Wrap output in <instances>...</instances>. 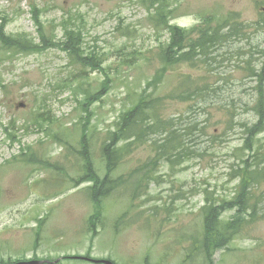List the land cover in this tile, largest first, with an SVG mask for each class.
Listing matches in <instances>:
<instances>
[{
	"label": "rangeland",
	"instance_id": "rangeland-1",
	"mask_svg": "<svg viewBox=\"0 0 264 264\" xmlns=\"http://www.w3.org/2000/svg\"><path fill=\"white\" fill-rule=\"evenodd\" d=\"M32 4L40 9V20L49 28L71 16L84 29L85 44L96 46L105 58L103 66L112 87L89 107V126H94L91 130L95 135L89 150L95 168L103 176L100 144L134 96L142 90L143 95L147 94L146 82L161 67L154 51L166 34L147 19L141 0H0V15L8 18L7 34L35 36L29 11ZM178 5L172 24L183 29L196 26L213 10L219 15L238 14V19L247 25L264 18V0H178ZM248 31L246 39L230 42L218 51L222 61L208 59L205 69L181 64L165 72L162 84L151 94L162 98L161 110L165 116L175 118L176 128L182 129L187 118L198 122L203 134H196V144H186L184 149L200 152L202 157L176 169L174 163H160L158 172L151 174L156 182L142 185L145 193L136 199L131 190H114L111 197L102 201L100 217L83 191L89 183L72 188L71 181L82 177L80 164L65 157L62 144L23 124L33 111L47 108L61 123V127L50 124L51 132L63 134L64 140L68 136V141L74 143L77 125L72 123L80 112L75 109L74 94L81 98L82 92L65 88L73 66L56 49L14 55L10 60L2 57L0 81L8 88L5 95L0 92V262L55 260L89 253L93 258L108 256L115 264H200L190 255L184 260L181 247L188 248L201 240L205 227L202 206L211 197L230 198L235 194L238 180L232 176L238 158L233 154L243 144L241 133L245 137L246 134L240 125L238 129L231 127L235 122L256 121L252 110L255 83L245 62L259 67L257 56L264 49V31ZM72 73L75 88V78L80 74ZM102 80L100 73L91 72L87 82L95 86ZM183 82L192 89L207 84L216 88V93L205 97V101L181 102L172 91L180 90L178 83ZM14 119L17 143L12 144L5 128H10L8 124ZM258 140L264 149V133L258 135ZM27 148L38 159L58 164L57 169L18 161L21 151ZM154 155L148 144L136 148L124 158L113 177H128L134 172L133 176L137 175L138 166ZM258 160L264 157L258 154ZM259 183L258 190L253 191L262 192L264 198V183ZM260 207L264 210V202ZM232 214L233 211L225 212L226 217ZM37 220L43 221L40 227ZM242 228L230 251L216 252L217 264H264V220ZM60 264L88 263L66 260Z\"/></svg>",
	"mask_w": 264,
	"mask_h": 264
},
{
	"label": "trees",
	"instance_id": "trees-1",
	"mask_svg": "<svg viewBox=\"0 0 264 264\" xmlns=\"http://www.w3.org/2000/svg\"><path fill=\"white\" fill-rule=\"evenodd\" d=\"M152 1V0H148ZM152 3H157V6L154 11H148V19L153 22L155 29H162L166 31L169 34V37H167L164 40H159L156 50L154 51L155 58L160 62L161 67L158 68L155 72V75L151 78V80L147 81L146 84H151L154 86H157L160 81L164 78L166 67L171 66L170 64L174 62L176 59L178 61H186L183 63H190L192 66H198L202 59L207 58L205 55H203L201 52L197 51V45L198 43L203 40L204 35L199 36L196 40L189 39V36H184L185 32H188L186 30L180 29L178 27L170 25V20L173 19L174 14L170 15L166 19L164 18V4L162 2H157V0H153ZM36 27L37 32L35 39H28L27 36H30V34L21 33V34H15V35H7L4 31V26L6 24V21L0 26V42L2 44V47L4 49H7L11 51L12 53H26L29 51L32 52H43L48 49H50V45L46 44L43 40V34H46L42 24H39L36 20ZM193 29V28H192ZM67 31V24H62V35L66 33ZM182 31V32H178ZM190 31V30H189ZM67 34V33H66ZM171 34L173 35L171 37ZM184 45L187 46V51L183 53H179L184 49ZM77 46V45H76ZM56 49L60 50L61 52L65 53V56L68 58L69 64L73 66V71H76L77 74H81V60L78 56L73 59L68 54V48H62V47H55ZM62 49V50H61ZM67 53H66V52ZM176 54H179V56L175 57ZM3 62V59L0 60ZM103 76V80L99 83L100 86L105 87L107 84L111 81L110 76L106 72V68L103 66L101 67L99 65L98 71ZM249 76H251L255 80L256 88H255V99H254V106H253V112L256 117V121L252 123L251 126L247 125L246 123H241L240 126L244 129V133L246 134V140L242 144V148L245 150H249L251 152V161L259 163L260 160H258V154L260 152V149L257 147L252 146L248 141L252 138L258 139V135L261 133H264V61H261L260 67L257 71L248 72ZM71 78H68L66 80L67 86L65 88H69L71 90L77 89L78 91H81V98H78L75 94V101L77 104V108L82 111L84 114V118L81 117L79 119V123L76 124L77 127L75 128L74 132L76 133V140L74 143H69L68 141L63 140V145L65 147V157L70 158L71 155H76L79 158H82L83 161H78L75 163V165L80 164L81 172H83L82 177H80L77 181H71L73 183V186H79L83 183H89L87 185V191L86 193L87 197L92 200L95 211L94 213L100 217L101 211L100 206L103 201V197L105 195H108L116 190L119 186H121L122 189L125 190H131L133 196L142 195L145 193V188L142 187V185H146L147 182H156V178L152 177L153 170L150 167V163L156 164L159 166L160 163H168L173 165V163L180 160L181 152L180 150L184 152H189V150L184 149V146L186 144L180 142V141H173L162 145V149L160 150L159 154H155L152 158H149L144 164L141 166H138L137 169V175H135L134 178H131L130 176L124 177L123 175L119 177H113V173L117 170V168L120 166L122 161L125 157L130 155L136 148V146H145L146 140L151 139L153 137L158 138L161 133L164 130L169 131L168 138L173 136L175 133H177L181 129H176L173 123V127L169 128L167 127V123H165L163 120L156 119V110L161 104L162 98L156 97L153 98L151 94H146V96L149 99H152L155 104H153L150 107L149 113L144 114L142 116V113L145 108H147L150 103L148 100H144L140 103V105L137 107V110H139L137 113L132 111L129 114H132L133 116L135 114L141 113L138 116V119H136L135 126L134 124L130 127L128 125H122L119 121L123 116L119 114L116 121L113 124L112 129L108 130L105 135L107 136L108 140L106 145H100V150L102 152V162L104 164V175L101 176L99 174V171L94 166V161L91 159V153L89 148V141L86 139L85 134L90 132L91 128H94V126L90 127V118L92 117V113L89 111V107L91 104L97 100L100 99L101 94L96 95H88L85 93L86 87H84V84L77 83L75 88L72 87V80L74 79V75L72 73ZM202 87H207V84H205ZM5 88H8L6 85ZM145 91H147V87L145 85L144 88ZM194 92L196 94L201 95L205 101V95L201 93L199 90V86L195 87ZM216 92V89H214ZM176 99V98H175ZM42 115V114H41ZM125 116V115H124ZM32 117L34 118H40L41 116L33 113ZM188 122L186 124H190L192 121L190 118H187ZM51 123H44V132L47 134H50L53 139L59 141V136L63 137V134L58 133L55 134L51 132L49 129ZM45 125H48V128H45ZM30 127L29 125H27ZM67 130H69L68 126H65ZM5 130L10 133L14 139L17 137V133H15L14 127L11 126L10 128H5ZM187 136L189 138L195 137L196 134L202 135L203 132L201 129H199L197 132H194L190 129H186ZM65 139L68 140V136H65ZM138 148V147H137ZM85 157V160H84ZM18 161L28 164V163H38L43 167L47 168H54L57 169L58 164L51 165L50 163H44L40 159L36 157L35 154L31 152L29 148H27L24 152H22L18 156ZM250 160L243 161L245 164L244 170H242V173H244V176H241V171L236 170L233 173L232 178L238 179L240 178L239 185H236V191H235V198L233 199L232 203H229V201H221L220 206L212 205L213 203L211 201H208L203 205V211L205 212L204 219L206 220L207 224L212 226L215 222V217L212 214H209L211 210H215L218 212L217 215H219L223 210H229L231 208H234L233 203L237 202L242 208H246L244 204H241L238 202V198L241 194L245 192H249V184L256 183L259 181L258 178H253L250 176V167L251 163ZM239 161V159H238ZM102 171V170H101ZM135 173V172H134ZM133 173V174H134ZM113 181V182H112ZM112 182V183H111ZM130 182L134 183L137 186H140V190L134 188L132 185H130ZM232 205V206H231ZM253 206L255 208L261 209V203L254 202ZM235 209V208H234ZM209 210V211H207ZM96 215L91 218L90 222H93ZM213 217H210V216ZM216 215V216H217ZM241 214H237L234 217H232V220L234 221L237 226L242 228V222L239 219ZM255 217V212H252L251 219ZM214 219V220H213ZM213 221V224H212ZM39 222V220H37ZM40 225H42L43 221L39 222ZM223 230H226L228 228V225L225 223L222 224ZM204 234H205V240L214 243L216 241L221 242L224 239V233H215L214 229L212 233L206 232V227H204ZM204 259L206 257L204 256ZM209 259V258H208ZM208 264H210L209 260L206 261Z\"/></svg>",
	"mask_w": 264,
	"mask_h": 264
},
{
	"label": "bare ground",
	"instance_id": "bare-ground-1",
	"mask_svg": "<svg viewBox=\"0 0 264 264\" xmlns=\"http://www.w3.org/2000/svg\"><path fill=\"white\" fill-rule=\"evenodd\" d=\"M152 1L141 0L142 4L146 8L147 16H148V11H154L156 6H157V3H152ZM157 2H162L164 4V9H163L164 18L163 19H166L170 15L174 14L173 19L170 20V25L178 27L177 25L172 24V21L175 19V14H177L178 7H179L178 0H157ZM29 11H30V15H31L33 25L35 27V36H36V32H37V27H36V23H37L36 20H37L39 24H42V27L46 33V34L42 35L43 40L46 44L51 46L50 49H56L55 47L68 48V54L73 59H75V57H77V56L80 59H82L80 62L82 72L79 76H77L75 78V83H79V84L83 83L86 87L85 93L88 95L101 94V97H103L105 94H107L112 87V82H111L112 80L105 87H102L99 84L92 86L90 82H87L88 81V75L91 72L98 71L99 65L101 67H103V63L105 61L104 60L105 58H104L103 54L98 53L99 51H97L96 46H88L85 44L84 29L76 23V20L72 19L71 16H68L66 19H64L60 23L54 24V25L50 26V28H49V27L44 26L42 21L40 20L41 12H40V9L36 5L32 4L30 6ZM216 11L217 10L211 11V13H212V14H210L211 16H207L206 18L201 19L200 22L196 26L192 27L193 29L192 28L183 29V28L178 27L180 29L188 31V32H185L184 36H189V39H192V40H196L199 36L204 35L203 40H201L197 45V51L201 52L203 55L208 57L212 62L222 61L223 57L218 54V51L224 45H226L230 42L246 39L247 38L246 36L248 35V32H249L248 30L255 29V30L264 31V18H260V20L254 25H247L238 19V14L230 13L228 15H226V14L219 15L218 13H214ZM147 19H148V17H147ZM6 20H8L7 17H2L0 15V26H2V24ZM64 23L67 24V31H66L67 34L64 33V35L61 36L62 24H64ZM153 26H154V24H153ZM5 28H6V24L4 26V31H5ZM156 30H162V29L159 28ZM57 31L60 33V36H59ZM162 31L166 34L165 35L166 37L164 39L169 37V34L166 31H164V30H162ZM178 32H182V31H178ZM19 34H21V33H19ZM26 34H30V33H26ZM7 35H15V34H7ZM35 36L30 34V36H27V38L34 40ZM172 36L173 35L171 34V37ZM56 50H58V49H56ZM58 51H60V50H58ZM185 51H187L186 45H184V49L179 53H183ZM40 53L41 52H32V51H29L26 53H12L11 51L4 49L2 47L1 42H0V60H2L1 58L4 56L8 57L10 60L14 55H29V54H40ZM62 53L65 54L64 52H62ZM177 56H179V54L175 55V57H177ZM257 57H258V60L260 61V63H259V67H260L261 61H264V49H262L258 52ZM206 60H208V59L204 58L201 60V62L198 66H192L190 63H183L186 61H178V59H176L174 62H172L170 64L171 66L166 67V73L168 71H171L172 69H174L175 67H177L181 64H187V65H189V67L194 68V69H197L199 67L201 69L202 68L205 69L204 67L207 65ZM68 63H69V61H68ZM245 63L247 64L245 69L248 72L257 71L259 69V67L253 68L252 66H250L249 61H246ZM2 64H3V62L0 61V65H2ZM71 75H72V72H70L67 76L70 77ZM164 77H165V75H164ZM163 80H164V78L160 81V83L157 86H154L151 84H146L147 94H152L153 92H156V90L162 84ZM252 81L255 83L254 79H252ZM178 84L181 87L180 90L172 91V95L174 98L178 99L179 101L186 102V103H191V102L196 103V102L204 99L201 95L196 94L194 92V90L191 88V86H188V84L186 82L178 83ZM5 86H6V84L4 82L0 81V92L3 95H5L7 93V88H5ZM254 87L256 88V84ZM214 89H216V88H213V86L199 87V90L201 91V93L203 95H205L206 97L214 95L216 93L214 91ZM142 92H143V90L140 93L136 94L133 98L132 104L128 108H126L125 110L120 112V114L123 116V118H121L119 122L122 125H128V127H130L134 124V126H135L136 119H138V116L141 113L135 114L134 116L132 114H129V115H127V114L131 113L134 110L137 113L139 111V110H137V107L140 105V103L142 101L148 100V101H150V103H152L151 105H149L147 108L144 109L142 116H144L145 112L149 113L150 107L153 104H155V102H153L152 99H149L146 95H143ZM154 97L156 98V97H160V96L155 95ZM263 98H264V96H263ZM21 105H23V104H21ZM75 109H77V107ZM33 112L40 115L41 117L40 118L30 117V118H28L27 121H24L23 124H27L30 127L34 128L38 131L43 132L46 135V137H48V138L50 137L55 142L63 145L64 139L62 138V136H59L58 137L59 141H57V140L53 139L52 136H50V134H47L44 132V125H43L44 123H51V124L58 125L59 127H61V123L59 122L58 118L47 108H39L38 110L33 111ZM81 117L84 118L83 113L80 110L76 121L74 123H72V125L78 124L79 119ZM155 118L163 120L165 123H167V127H169V128L173 127V123H174L175 118H170L168 116H165L164 112L161 110V104H159V106L156 110ZM182 120H180V121H182ZM16 122H17V119L10 120L8 125L16 127ZM241 123H246V122H242V121L241 122H235V123H233L231 129H233V127H237V129H238V127ZM246 124L249 126L252 125V124H248V123H246ZM174 126H175V124H174ZM181 128H182L181 130H179V128H176L179 131L169 138H168L169 131L164 130L158 138L153 137L151 139L146 140V142H147L146 145L148 144L149 147H152L154 154L161 153L160 150L162 149L163 144L173 142V141H180V142L187 144V145H195L196 139L194 137L189 138L187 136L186 129H190L194 132H197L200 129L198 127V122L193 121L190 124L183 123V126H181ZM23 129L26 130V133H28L27 129H25V128H23ZM5 132H6V136H7L8 141H10L12 144L17 143V141L13 138V136L10 133H8L7 131H5ZM76 133L78 134L77 131H76ZM241 135H242V137L240 139L242 140V143H244L245 141H247L246 137L242 133H241ZM94 136L95 135L91 129H90V132L85 134L86 139L90 143H91V140ZM107 140H108L107 136L104 135V138H103L100 145H103V146L106 145ZM64 141H68V140L65 139ZM248 142L252 146L259 148L261 150L259 152V155L264 157V149L262 148V144L258 139L252 138ZM219 143H222V141ZM27 147H29V146H27ZM63 147H64V145H63ZM137 147H139V145L136 146L135 148H137ZM22 152H24V151H21V153ZM180 152H181L180 160H178L177 162L174 163L175 169L177 167H179L180 165H182L183 163H188L192 159H198V158L202 157V155H200V152L197 154H194L191 150L188 153L184 152L182 150H180ZM32 153L35 154V152H32ZM100 153H101V157H102L101 150H100ZM35 155H37V154H35ZM250 155H251V152L249 150L243 149L242 144H241V146H239L238 148H236L234 150L233 156L238 158L239 161H238V164L236 165L237 168H235L233 170L241 171V176H244V173H242V170H244V168H245V164L243 163V161L250 160L251 159ZM70 157L74 158L75 163L77 162V160L80 162L83 161L82 158H79L78 156H76L74 154L71 155ZM90 157H91L90 160L94 161L92 156H90ZM84 160H85V157H84ZM41 161H43L44 163H49V162L44 161V160H41ZM263 162H264V160L260 161L259 163L253 162L250 160L251 167L249 170V172H250L249 174L253 178H258L259 181L256 183L249 184V192H245L239 196L238 202L241 204H244L246 206L245 209L242 208L237 202H234L233 206L235 209L231 208L229 210H223L219 215H217L218 212L215 210L210 211L209 214H212L215 217L214 225H212V226L208 225L206 220L203 219V223L205 224L207 233H212V231L214 229L215 233H217V234L218 233H224L223 234L224 239L221 242L216 241L214 243L213 242L210 243V242L205 240V234L202 231V237H201V240L199 242H197L195 244H191L188 248L186 246L182 245L181 248H182V251H184V260L185 259L188 260L189 255H190V256H192V260H195L196 263L204 264L205 261L209 260L210 264H217L214 261V257H215L216 252H218V251H225V252L230 251V249H231L230 247L232 246L233 240H235V238L238 237V235H240V233L243 229L234 223V221L232 220L233 216H235L237 214H241L239 219L241 220L242 224L246 227L254 226L258 222L264 220V210H261L259 208H255L253 206L254 202H258V203H262V204L264 202L263 193L262 192L256 193L253 191V190H258L260 181L262 183H264V163ZM150 167L152 168L153 172H158V170L160 169V167L158 165L152 164V163H150ZM130 177L134 178L135 175L133 176V174H132ZM237 180H238V182L236 184L238 186L240 178H238ZM130 185H132L134 188H136L138 190L141 189L140 186H137L132 182H130ZM75 187H77V186H72V188H75ZM120 188H121V186H119L117 188V191H121ZM83 191H85L86 193L89 192V191H87V186L83 188ZM142 195H144V194H142ZM138 196H133V198L136 199ZM109 197H111L110 194L105 195L103 197V200H106ZM234 198H235L234 195L230 198H215V199H213L211 197V202L213 203L212 205L220 206L219 204L221 201H229V203H232ZM207 211H209V210H207ZM227 211H233V214L230 217H226L225 212H227ZM252 212H255V217L253 218V220L251 219ZM212 215L210 217H213ZM221 220H224L225 223L228 225V228L226 230H223ZM212 224H213V221H212ZM185 243H186V240H185ZM85 256L91 257L89 253H86ZM204 256L206 257V259H203ZM75 257H76V255L74 256L73 261L78 262V260ZM64 261H66V260H64ZM93 261H95V262L88 263V264H102V261H109L110 263L115 264L113 262V260L108 258V256L106 258H103V257L98 258L97 257Z\"/></svg>",
	"mask_w": 264,
	"mask_h": 264
},
{
	"label": "water",
	"instance_id": "water-1",
	"mask_svg": "<svg viewBox=\"0 0 264 264\" xmlns=\"http://www.w3.org/2000/svg\"><path fill=\"white\" fill-rule=\"evenodd\" d=\"M75 258L88 260L87 258H82V257H75ZM88 261L95 262L93 260H88ZM57 262H58V260H56L54 262H50V261H28V262H23L22 264H56ZM102 264H112V263H110L109 261H102Z\"/></svg>",
	"mask_w": 264,
	"mask_h": 264
},
{
	"label": "flooded vegetation",
	"instance_id": "flooded-vegetation-1",
	"mask_svg": "<svg viewBox=\"0 0 264 264\" xmlns=\"http://www.w3.org/2000/svg\"><path fill=\"white\" fill-rule=\"evenodd\" d=\"M89 259L88 260H90V259H95V258H93V257H88ZM88 260H84L85 262H87V263H92V262H90V261H88Z\"/></svg>",
	"mask_w": 264,
	"mask_h": 264
}]
</instances>
